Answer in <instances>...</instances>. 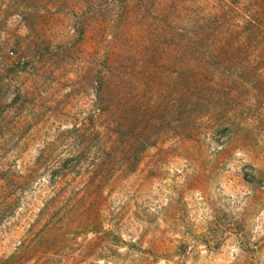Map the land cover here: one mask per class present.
Here are the masks:
<instances>
[{"label": "rangeland", "instance_id": "374dc122", "mask_svg": "<svg viewBox=\"0 0 264 264\" xmlns=\"http://www.w3.org/2000/svg\"><path fill=\"white\" fill-rule=\"evenodd\" d=\"M0 264H264V0H0Z\"/></svg>", "mask_w": 264, "mask_h": 264}]
</instances>
